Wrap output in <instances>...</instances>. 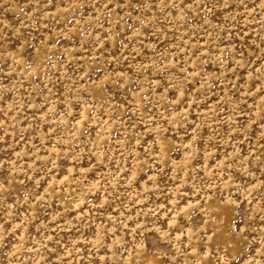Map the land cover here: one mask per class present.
I'll return each instance as SVG.
<instances>
[{
	"label": "rangeland",
	"instance_id": "rangeland-1",
	"mask_svg": "<svg viewBox=\"0 0 264 264\" xmlns=\"http://www.w3.org/2000/svg\"><path fill=\"white\" fill-rule=\"evenodd\" d=\"M0 264H264V0H0Z\"/></svg>",
	"mask_w": 264,
	"mask_h": 264
}]
</instances>
